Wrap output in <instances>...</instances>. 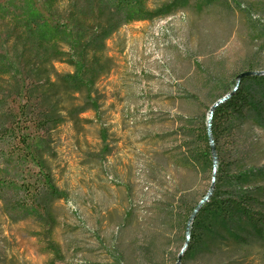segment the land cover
Returning a JSON list of instances; mask_svg holds the SVG:
<instances>
[{
    "label": "rangeland",
    "instance_id": "1",
    "mask_svg": "<svg viewBox=\"0 0 264 264\" xmlns=\"http://www.w3.org/2000/svg\"><path fill=\"white\" fill-rule=\"evenodd\" d=\"M176 2L172 15L115 34L108 46L117 67L97 84V111L51 133L55 155L46 161L62 196L50 235L34 221L6 218L0 202V264H175L185 232L160 209L180 195L197 201L211 177L203 167H177L190 141L186 122L233 90L236 75L264 71V0ZM232 125L221 139L223 161L247 158L264 172V121ZM26 162L35 181V164ZM226 256L225 264H264V243ZM211 257L224 256L200 251L180 264H224Z\"/></svg>",
    "mask_w": 264,
    "mask_h": 264
},
{
    "label": "trees",
    "instance_id": "2",
    "mask_svg": "<svg viewBox=\"0 0 264 264\" xmlns=\"http://www.w3.org/2000/svg\"><path fill=\"white\" fill-rule=\"evenodd\" d=\"M176 1L0 0V202L6 218L34 221L50 235L52 205L62 196L46 161L55 155L51 133L66 121L78 123L84 112L97 111L101 100L97 84L117 67L108 46L115 34L126 25L172 15ZM56 64L70 69L60 72ZM262 85L264 75L243 77L232 96L214 108L212 138L218 156L214 188L194 216L181 261L205 251L224 256L208 259L225 264L227 254L241 252L250 241L264 243V172L247 158L226 164L220 149L224 133L232 136V122L264 121V91L252 89ZM207 113L186 122L184 137L190 141L183 146L177 167L208 169V188L213 165ZM27 130L31 132L26 135ZM28 158L35 164V181L26 177ZM208 189L193 203L180 195L175 205L160 209L159 217L180 222L185 232ZM182 239L185 243V233ZM48 247L54 250L52 242Z\"/></svg>",
    "mask_w": 264,
    "mask_h": 264
},
{
    "label": "water",
    "instance_id": "3",
    "mask_svg": "<svg viewBox=\"0 0 264 264\" xmlns=\"http://www.w3.org/2000/svg\"><path fill=\"white\" fill-rule=\"evenodd\" d=\"M264 74V71H256V70H251V71H246V72H243V73H240L238 75H236V80H235V87L233 88V90L229 93H226L224 96H222L220 99H218L216 102H214L208 109V113H207V117H206V122H205V125H206V133H207V139L209 141V146H210V156H212V165H213V175H212V178H211V183L209 185V189H208V192L206 193V195L198 201V204L197 206L194 208V211L192 212V214L190 215L189 217V220L187 222V225H186V228H185V235H186V241L183 245V247L181 248L178 256H177V260L175 262V264H180V261H181V256L184 252V249L186 248L187 244H188V239H189V232H190V227H191V224L194 220V216L196 214V212L199 210V208L204 204V202H206L209 197L211 196L212 192H213V185H214V178H215V172L214 170L216 169L217 167V164H218V156L216 155V149H215V144H214V141H213V138H212V125H211V120H212V116H213V113H214V108L216 106H218L219 104H221L222 102H224L226 99H228L229 97L232 96L233 92L236 90V87L237 85L239 84L240 80L243 78V77H246V76H252V75H263Z\"/></svg>",
    "mask_w": 264,
    "mask_h": 264
}]
</instances>
